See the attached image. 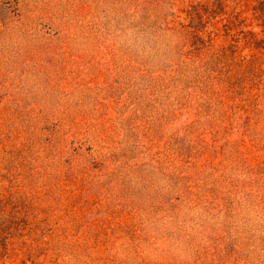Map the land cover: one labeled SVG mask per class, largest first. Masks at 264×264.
<instances>
[{
	"label": "rangeland",
	"instance_id": "obj_1",
	"mask_svg": "<svg viewBox=\"0 0 264 264\" xmlns=\"http://www.w3.org/2000/svg\"><path fill=\"white\" fill-rule=\"evenodd\" d=\"M0 264H264V0H0Z\"/></svg>",
	"mask_w": 264,
	"mask_h": 264
}]
</instances>
